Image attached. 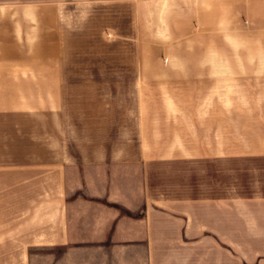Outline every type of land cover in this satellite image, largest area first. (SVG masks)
I'll return each instance as SVG.
<instances>
[{
    "label": "crops",
    "instance_id": "obj_1",
    "mask_svg": "<svg viewBox=\"0 0 264 264\" xmlns=\"http://www.w3.org/2000/svg\"><path fill=\"white\" fill-rule=\"evenodd\" d=\"M0 264H264V0H0Z\"/></svg>",
    "mask_w": 264,
    "mask_h": 264
},
{
    "label": "rangeland",
    "instance_id": "obj_2",
    "mask_svg": "<svg viewBox=\"0 0 264 264\" xmlns=\"http://www.w3.org/2000/svg\"><path fill=\"white\" fill-rule=\"evenodd\" d=\"M149 58L152 56L153 57V52L148 51Z\"/></svg>",
    "mask_w": 264,
    "mask_h": 264
}]
</instances>
